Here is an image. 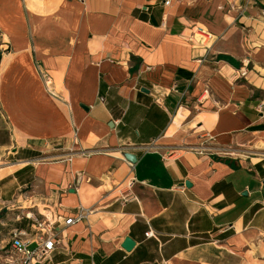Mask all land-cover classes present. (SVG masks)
Wrapping results in <instances>:
<instances>
[{"label":"crops","instance_id":"crops-1","mask_svg":"<svg viewBox=\"0 0 264 264\" xmlns=\"http://www.w3.org/2000/svg\"><path fill=\"white\" fill-rule=\"evenodd\" d=\"M37 207L51 264H264V0H0V260Z\"/></svg>","mask_w":264,"mask_h":264},{"label":"built area","instance_id":"built-area-1","mask_svg":"<svg viewBox=\"0 0 264 264\" xmlns=\"http://www.w3.org/2000/svg\"><path fill=\"white\" fill-rule=\"evenodd\" d=\"M76 1L81 3L84 0ZM240 75L244 76V73ZM89 214V209L78 206L74 214L62 220V230L76 223L86 222ZM39 215V219L31 214L26 215L25 220L29 221L31 217L29 231L22 228L11 232L9 242L3 249L0 264H51V256L60 244V238L55 230L60 218ZM149 235H151L149 232L145 234L146 237Z\"/></svg>","mask_w":264,"mask_h":264},{"label":"rangeland","instance_id":"rangeland-1","mask_svg":"<svg viewBox=\"0 0 264 264\" xmlns=\"http://www.w3.org/2000/svg\"><path fill=\"white\" fill-rule=\"evenodd\" d=\"M244 150H246V152L250 151V150H248V148H245ZM232 154H233V155H241V156L246 155V154H243L242 152H240V153L233 152ZM258 156H259V154H258ZM29 211H30V212H27V213H25L24 215H22V214L19 213V216H18L19 219H18V220L21 221L22 219H25V217H26L27 214H31L33 217L39 219V218H40V215H39V214H42V213H43L41 207H37V208L32 209V210H29ZM44 214L47 215L46 212H44ZM30 220H31V217H29V221L27 220V221L25 222V225H27V227H28L29 224L31 223ZM25 225H24V226H25Z\"/></svg>","mask_w":264,"mask_h":264},{"label":"water","instance_id":"water-1","mask_svg":"<svg viewBox=\"0 0 264 264\" xmlns=\"http://www.w3.org/2000/svg\"><path fill=\"white\" fill-rule=\"evenodd\" d=\"M143 91V90H141ZM125 160H127L129 163L133 164L135 162V157L131 154H124ZM187 185V184H185ZM133 241H131L129 238H125L122 243V248L125 251H129L133 247Z\"/></svg>","mask_w":264,"mask_h":264},{"label":"trees","instance_id":"trees-1","mask_svg":"<svg viewBox=\"0 0 264 264\" xmlns=\"http://www.w3.org/2000/svg\"><path fill=\"white\" fill-rule=\"evenodd\" d=\"M27 221V220H26Z\"/></svg>","mask_w":264,"mask_h":264}]
</instances>
